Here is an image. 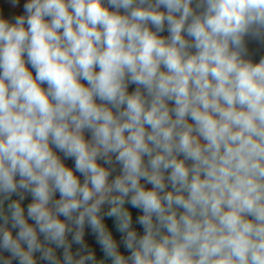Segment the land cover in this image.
I'll list each match as a JSON object with an SVG mask.
<instances>
[{"label":"clouds","instance_id":"1","mask_svg":"<svg viewBox=\"0 0 264 264\" xmlns=\"http://www.w3.org/2000/svg\"><path fill=\"white\" fill-rule=\"evenodd\" d=\"M0 264H264V0H0Z\"/></svg>","mask_w":264,"mask_h":264}]
</instances>
